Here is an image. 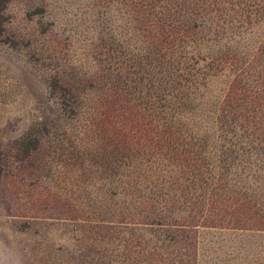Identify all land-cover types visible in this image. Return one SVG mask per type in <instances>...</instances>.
<instances>
[{
    "label": "rangeland",
    "instance_id": "obj_1",
    "mask_svg": "<svg viewBox=\"0 0 264 264\" xmlns=\"http://www.w3.org/2000/svg\"><path fill=\"white\" fill-rule=\"evenodd\" d=\"M0 16V264H264V0Z\"/></svg>",
    "mask_w": 264,
    "mask_h": 264
},
{
    "label": "trees",
    "instance_id": "obj_2",
    "mask_svg": "<svg viewBox=\"0 0 264 264\" xmlns=\"http://www.w3.org/2000/svg\"><path fill=\"white\" fill-rule=\"evenodd\" d=\"M2 2L4 4L6 2V0H2ZM0 18H1V16H0ZM244 52H245V56L247 57V59H249L250 58V55H249L250 50L245 48ZM257 74H258V79H261L262 82H264V70L261 69L260 71L257 72Z\"/></svg>",
    "mask_w": 264,
    "mask_h": 264
}]
</instances>
